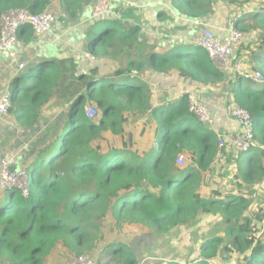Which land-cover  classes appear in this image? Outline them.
Listing matches in <instances>:
<instances>
[{
    "label": "trees",
    "instance_id": "16d2710c",
    "mask_svg": "<svg viewBox=\"0 0 264 264\" xmlns=\"http://www.w3.org/2000/svg\"><path fill=\"white\" fill-rule=\"evenodd\" d=\"M52 1L0 0V17L11 9L38 14ZM82 1L61 0L64 20L79 18ZM99 1L84 0L94 7ZM218 1L238 8L257 2L181 0L179 6L176 0V5L187 17L200 19L211 14ZM113 9L126 19L116 6ZM251 13L248 28L242 25L246 17L235 25L257 34L254 47L241 48L252 65L264 64V8ZM86 23L85 48L93 56L90 70L80 71L74 58L48 56L31 65L26 77L16 78L11 114L21 129L32 130L50 103L64 104L67 117L60 134L25 165L29 196L18 190L0 193V264H50L58 248L68 257L89 255L107 242L111 229L121 233L141 227L163 236L194 227L207 216L223 227L201 243L190 264L235 257H240L239 264H264V203L256 214H249L254 191L244 189L264 184V87L241 80L231 84L233 100L253 117L260 146L220 158L224 151L219 136L189 111L188 94L154 106L142 77L156 69L202 84L223 80L226 74L212 67L208 54L194 44L158 53L139 40V27L126 28L114 17ZM23 34V43L35 35L28 26L20 30V41ZM87 105L97 116H89ZM131 119L144 121L138 139L129 131ZM230 178L232 188L226 186ZM108 251L120 257L112 264H137L121 242H110L102 254Z\"/></svg>",
    "mask_w": 264,
    "mask_h": 264
},
{
    "label": "crops",
    "instance_id": "0c3cea01",
    "mask_svg": "<svg viewBox=\"0 0 264 264\" xmlns=\"http://www.w3.org/2000/svg\"><path fill=\"white\" fill-rule=\"evenodd\" d=\"M110 1L125 16V21L129 25L126 28L139 27V40L155 48V51L158 53H166L181 45L193 44L201 31L206 28L211 29L215 35L224 38L229 23L231 21L236 22V20L243 17H237V11L245 9L250 12L254 7L253 5L242 8L235 6L228 7L221 1H218L211 7V14L199 19L190 18L182 14L177 8L176 0ZM177 1V4L181 6V0ZM80 4L84 5V7L78 12L79 18L76 21L67 22L64 20L65 16L61 0H53L47 9L55 17V26L51 36L38 37L33 35L30 42L23 43V34L18 48L17 60L27 62L26 68L30 69L31 65H35L43 57L48 58L50 56L58 60L62 58H74L79 63L80 71L90 70L93 56L85 48L88 31L86 22L93 20L92 9L94 4L85 5L84 0ZM245 17L247 19L250 18L248 15ZM190 24H192L191 29ZM192 31H195V33H192ZM55 34H62V36L58 39L55 37ZM238 55L249 67L254 69L249 53L241 48ZM19 74L16 61L3 56L0 59V90L4 91L6 83L11 78H17ZM142 77L150 86L152 102L159 101V97H161L160 101L163 100V103L165 101L173 102L184 94L194 92L209 108L213 120V124L209 126H212V130L218 134L219 139L222 136L230 133L236 134L239 131L238 124L230 117L228 111L229 104L235 103L231 93V84L235 83L234 76L231 75L229 77L228 75L226 77L228 80L224 79L202 84L200 82L184 80L175 71L165 73L152 69L146 71ZM21 130L23 131L15 122L13 115L11 118H8L0 114V147L5 143L9 144L8 148L11 147V143L16 138L15 132L20 133ZM12 137L14 140L11 142ZM17 137H19V134H17ZM16 140L19 141L20 139L17 138ZM19 147H22V145ZM204 225H210V227L207 226L206 233L202 231ZM222 227L223 222L213 220L207 216L203 217L200 223L194 227L183 226L163 236L149 233L147 230L144 231L141 227L128 228L121 233L116 232L110 238L108 244L114 240L125 244L136 256L137 264H190V259L197 258L201 243L217 236ZM103 247V244L99 247L101 251L96 258L98 262L112 264V261L120 258L118 255L112 256V251L102 254ZM196 250L198 252L191 256V253H194ZM119 253H121V250ZM122 253L125 252L122 250ZM234 259L238 260L239 258L235 257ZM214 261H217V263ZM214 261H212V264H239L229 259ZM63 262L67 264V260Z\"/></svg>",
    "mask_w": 264,
    "mask_h": 264
},
{
    "label": "built area",
    "instance_id": "2783aa9c",
    "mask_svg": "<svg viewBox=\"0 0 264 264\" xmlns=\"http://www.w3.org/2000/svg\"><path fill=\"white\" fill-rule=\"evenodd\" d=\"M101 17H114L122 20L123 25L128 27V22L121 19V15L117 14L111 1L100 0L92 11V19ZM55 17L47 11L34 14L28 9H11L2 13L0 17V59L3 56L16 61L18 73L25 70L27 62L17 60L18 48L20 46L19 32L24 27H30L35 36L41 37L45 33H49L53 29ZM258 43V37L255 32H245L239 30L235 22L231 21L227 28L224 38L215 33L211 29H203L194 40L197 47L202 48L209 56L212 67L223 73H232L242 80L248 81L255 85L264 84V73L261 70H255L248 66L243 59H238L237 53L241 47H254ZM13 91L9 86L0 94V114L11 118L12 96ZM189 111L204 124L213 122L207 105L197 96L189 95ZM86 110H93L86 106ZM95 111V110H93ZM231 118L238 124L239 131L237 134H227L220 137L219 147L223 150L234 149L237 156L240 153H246L256 147L254 134V120L250 113L240 108L237 104L231 103L228 106ZM96 113V112H95ZM95 117L96 114H91ZM225 158L224 154L221 155ZM183 157L180 158L179 164L183 165ZM16 164L14 156H7L3 161V179L1 181V189L3 191L18 190L24 196H29V186L27 182L26 169L23 172L13 173L10 168ZM10 171V172H9ZM68 264H100L89 255L74 257L69 260Z\"/></svg>",
    "mask_w": 264,
    "mask_h": 264
},
{
    "label": "rangeland",
    "instance_id": "374dc122",
    "mask_svg": "<svg viewBox=\"0 0 264 264\" xmlns=\"http://www.w3.org/2000/svg\"><path fill=\"white\" fill-rule=\"evenodd\" d=\"M113 7H114V5H113ZM255 8H258V9L264 8V0H257L256 4H254V7L250 12H248L245 9L237 11L238 12L237 17L243 16L242 19H245L244 17L246 15H248V16H251V18H252L253 13H251V12L254 11ZM249 24H251L249 22V19H245V22L243 23V27L248 28L250 26ZM191 28H192V24H190V29ZM192 33H195V31H192ZM46 34H48V33H45L44 35H46ZM244 51L247 52V50H244ZM254 68L255 69H263L264 64L255 62ZM28 72H29V69L20 72L19 77L20 78L26 77ZM104 73H110V72L106 71ZM225 74H227V73H225ZM228 75H229V77H231L232 73L230 72V73H228ZM228 75H226V77ZM15 78L16 77L11 78L10 81L8 83H6V87L9 86L12 91H13L16 83H17ZM224 79L228 80V78H224ZM239 81H240L239 78L234 76V82L237 83ZM243 84L255 87L254 85H252L251 83H249L245 80L243 81ZM257 87L261 89L264 86L263 85H257ZM2 92L3 91H1L0 93H2ZM188 94L196 96V94L194 92H191ZM158 100L160 101L161 97H159ZM159 101H154L152 103L154 106L162 105L163 100L160 102ZM89 112L91 114H96V116H97L96 111L89 110ZM66 117H67V112H66V106L64 104H62V103L58 104L57 102H55L53 104L50 103L47 106L46 110L41 114V116L39 117L38 123L36 124V126L32 130H29V131L28 130H23V131L21 130L20 133L15 132L16 138L14 140V138L12 137L11 142L13 140H14V142L11 143V147L8 148V146H9L8 143H5L3 146L0 147V193L5 192L1 189V181L3 179V169H4L3 161L5 160V158L9 155L15 157L16 164L10 168L11 172H13V173L23 172V167H25V165H27L28 163L33 162V159L35 158L38 149L42 148L43 145H45L47 142L54 139L55 136L60 134L62 124H63L64 119ZM142 120H144V119H142ZM142 122H144V121L137 120V119H131L130 123L128 124L129 131L135 132V134H136L135 139H138V137H137L138 132H139V130L142 129V126H143ZM211 124H213V122ZM211 124H208V127H206V128L212 129V126H209ZM17 134H19V137H17ZM231 134H233V133H231ZM17 138H19L20 140L17 141L16 140ZM21 145H22V147H19ZM255 145H256V147L260 146V144H258L257 142L255 143ZM221 150H223V149H221ZM223 151L224 152H221V155L224 154L225 157L228 155L230 156L232 153L235 156L236 155L235 153H238V152H235L234 149H229L226 151L223 150ZM9 152H11V153H9ZM6 153H9V154L5 155ZM3 155H5V156L3 159H1L3 157ZM221 155H220V158H222ZM226 186L232 188L233 185H232L231 178L228 179ZM244 189H246L247 191H250V190L254 191L253 192L254 194L252 196V205L249 209V214H254V213L256 214V212H258L261 208H263L262 204L264 203V184H254L252 186H244ZM207 226L208 225H206V226L204 225L202 227V231H204V233L207 232V229H208ZM115 234H116L115 231H113L112 229L109 230V232L106 233L107 242L102 243L103 246H106L108 244V241L110 240V238H112ZM114 241H116V240H114ZM117 242H120V241H117ZM100 245L97 247V249L87 252V254H89V256L93 257L96 260V258L99 256V253L101 251L99 248ZM69 258L71 259V258H73V256L68 257L67 255L64 254L63 249L58 248L54 252L53 256L51 257L50 264H64L63 261H65V260H67V264H68ZM233 260L235 263H239L240 257L238 260H235V259H233Z\"/></svg>",
    "mask_w": 264,
    "mask_h": 264
},
{
    "label": "clouds",
    "instance_id": "9594fccd",
    "mask_svg": "<svg viewBox=\"0 0 264 264\" xmlns=\"http://www.w3.org/2000/svg\"><path fill=\"white\" fill-rule=\"evenodd\" d=\"M111 4H112V2H111ZM237 27V26H236ZM238 28V27H237ZM239 29V28H238ZM193 44H194V42H193ZM195 45V44H194ZM196 46V45H195ZM27 69V68H26ZM25 69V70H26ZM255 69V68H254ZM255 70H261L262 71V69H255ZM24 71V70H23ZM22 72V71H21ZM263 72V71H262ZM225 74V73H224ZM227 75V74H226ZM19 76V75H18ZM239 80H241V81H244V80H242V79H240L239 78ZM248 82V81H247ZM250 83V82H249ZM252 85H254L255 87H257V85H255V84H253V83H251ZM261 85H263L264 86V84H261ZM258 88V87H257ZM188 96H189V94H188ZM234 104H236V103H234ZM12 115V114H11ZM229 115H230V113H229ZM231 117V116H230ZM208 125V124H207ZM23 169H25V167H23ZM6 192V191H5ZM84 256V255H83ZM74 258V257H73ZM72 259V258H71ZM70 258H69V260H71ZM215 263H217V261H214ZM98 263H100V262H98ZM100 264H102V263H100Z\"/></svg>",
    "mask_w": 264,
    "mask_h": 264
}]
</instances>
